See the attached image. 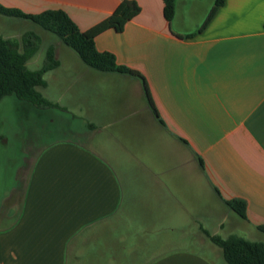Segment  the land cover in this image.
I'll use <instances>...</instances> for the list:
<instances>
[{"label": "crops", "instance_id": "crops-1", "mask_svg": "<svg viewBox=\"0 0 264 264\" xmlns=\"http://www.w3.org/2000/svg\"><path fill=\"white\" fill-rule=\"evenodd\" d=\"M122 1L0 4L63 10L85 32ZM132 1L139 15L95 44L146 79L157 115L139 79L78 65L59 39L21 28L29 21L7 17L0 28L18 42L34 32L39 50L48 40L53 71L84 84L66 82V101L52 100L63 109L0 102L17 118L0 126V264H217L222 250L203 230L264 237V0H224L208 23L216 0H176L171 23L163 0ZM58 110L83 124L76 139L56 138Z\"/></svg>", "mask_w": 264, "mask_h": 264}, {"label": "trees", "instance_id": "trees-1", "mask_svg": "<svg viewBox=\"0 0 264 264\" xmlns=\"http://www.w3.org/2000/svg\"><path fill=\"white\" fill-rule=\"evenodd\" d=\"M164 17L171 23L176 13V0H163ZM224 0H216L215 7L206 23ZM141 12L139 5L132 0L122 1L114 12L102 22L82 32L77 24L63 10H47L39 14H27L17 8H7L0 4V15L13 19L26 20L43 31L56 36L65 46L74 51L89 68L102 73H116L139 79L155 115L157 111L152 103L146 79L137 71L119 65L115 55L110 52H99L95 38L101 33L113 29L118 33L124 31L126 24ZM39 37L34 32L26 33L21 42L6 39L0 35V102L13 96L41 110L63 109L57 103L45 99L38 88L47 86L44 75L57 69L60 62L55 58L54 46L45 52L43 66L38 70L27 67L29 60L39 50ZM164 126L162 121H159ZM93 127V126H90ZM199 163L204 169L202 159ZM227 205L241 218L246 219V206L241 201L227 202ZM264 233V226L259 227ZM206 237L222 250L227 264H264V243L253 242L237 236L221 238L203 230Z\"/></svg>", "mask_w": 264, "mask_h": 264}, {"label": "rangeland", "instance_id": "rangeland-1", "mask_svg": "<svg viewBox=\"0 0 264 264\" xmlns=\"http://www.w3.org/2000/svg\"><path fill=\"white\" fill-rule=\"evenodd\" d=\"M0 18H2L0 20H3L0 22V28H2L3 27L2 25L6 22L5 20H7V17H0ZM29 24L30 25L28 26L23 25V27L21 28L30 27V26L35 28L32 23L29 22ZM50 39L51 41L58 40V38L53 35H51ZM47 41L48 40H43L44 47L40 46L39 52H37L27 63V67L30 70H38L43 66L45 52H46L44 49L48 47ZM54 41L52 43H54ZM71 52L73 54L72 56L75 58L78 65L82 64V61L77 56V54L72 50ZM75 60L73 61L67 57L66 59H62V62L63 63L70 62L71 64H76ZM76 74L77 72L75 74H66V78H65L64 76L65 74H63L61 70L60 71L58 70L50 71L44 75V78L47 82V86L44 88H38V91L42 94V96L45 99L51 102L52 100L58 99L62 101V103H64L67 98V93L65 90H68L69 88L66 82L71 84V89L69 90H82V87L84 85L83 81L82 79L77 78V76H75ZM58 77L59 79L57 80ZM8 101H3L4 102L3 105L0 106V126L1 127L11 126L12 124L11 122L13 121V119H17L15 117L16 112H14L13 108L11 107L12 105H7ZM54 114H56L57 120H58V134L56 138L59 140L60 139H70V138L76 139L77 136L74 133H77L78 135L80 130L81 131L83 130V124L81 123V121L73 119V117L65 111H61V110L54 111ZM25 171H27V164H25ZM241 230L243 229L239 228V232L237 233V235H241L245 237L244 239L246 240L248 239L253 242H263L264 243V237L259 235L260 233H256L253 231L241 232ZM215 248H217V250H220L218 249L219 247H215ZM216 261H217V264H227L226 261L222 257Z\"/></svg>", "mask_w": 264, "mask_h": 264}]
</instances>
